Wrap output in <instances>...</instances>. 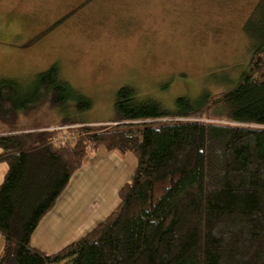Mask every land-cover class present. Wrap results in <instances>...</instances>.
Masks as SVG:
<instances>
[{
	"label": "trees",
	"instance_id": "16d2710c",
	"mask_svg": "<svg viewBox=\"0 0 264 264\" xmlns=\"http://www.w3.org/2000/svg\"><path fill=\"white\" fill-rule=\"evenodd\" d=\"M243 32L253 43L250 70L225 92L180 97L168 110L124 87L116 120L103 122L117 125L92 123L59 141L65 133L51 128L87 125L66 116L58 126L0 136V164L8 166L0 185V264H264V0ZM25 87L0 82V122L13 132L20 112L47 102L63 109L72 102L79 114L93 106L62 79L58 63ZM210 113L218 120H192ZM102 148L138 163L118 206L53 254L33 246L41 221Z\"/></svg>",
	"mask_w": 264,
	"mask_h": 264
},
{
	"label": "rangeland",
	"instance_id": "374dc122",
	"mask_svg": "<svg viewBox=\"0 0 264 264\" xmlns=\"http://www.w3.org/2000/svg\"><path fill=\"white\" fill-rule=\"evenodd\" d=\"M258 3L259 0H0V82L16 80L24 91L34 76L58 63L62 79L93 101L91 110L80 114L72 102L64 109L52 108L47 102L31 113L20 112L14 132L0 122V136L58 126L66 116L82 119L89 126L113 122L116 95L124 87L136 90L139 100L160 102L168 110L180 97L197 99L203 91L216 94L233 88L250 70L253 43L243 28ZM216 117L210 113L193 120L215 121ZM100 150L104 151H97L98 158L103 153ZM121 160L117 171L120 188L138 164L133 155ZM97 169L94 166L89 172L75 174L68 186L80 194L85 190L91 193L86 198L82 195L68 209L87 204L92 211L105 205L96 214L94 226L120 202L116 196L119 190L112 206L109 197L103 203L98 200L106 190L101 193L103 184H98ZM7 171L8 166L0 164V185ZM72 190L62 194L53 218H60L63 206L72 202ZM75 214L65 213L64 221L74 224L71 218ZM88 232L80 230L73 242ZM53 238L57 239L58 234L52 233ZM44 244L49 254L53 252L51 245ZM1 246L0 238V251Z\"/></svg>",
	"mask_w": 264,
	"mask_h": 264
},
{
	"label": "crops",
	"instance_id": "0c3cea01",
	"mask_svg": "<svg viewBox=\"0 0 264 264\" xmlns=\"http://www.w3.org/2000/svg\"><path fill=\"white\" fill-rule=\"evenodd\" d=\"M100 151L103 152L102 154H104V156H102V154H101V157L98 158L100 156V154H96L97 151H95V154H93L94 153L93 152L90 155V157L88 158V160L84 163L85 166L83 167V169L77 173L80 174V173H86V171L89 172L91 169H93L94 166L96 168H98L97 169V172H98L97 176L98 177L96 179L99 182L98 184H103V186H101L102 187L101 193L103 194L104 189L106 190V194L105 195L103 194V196L101 198H99L98 200H101V202L103 203L104 200L109 197V198H111V204L110 205L112 206L113 202H115L114 194H116L117 190H120L119 189L120 187H118V186H119V184H121V183H117V182H121L120 181L121 177H119L117 175V171H118V168H121V167H119L122 165L121 159H125L127 157H122L118 153H109L105 149H104L105 153L103 150H100ZM95 155H96V158L94 160L93 157ZM116 155H118V156H116ZM110 156H112V157H110ZM104 158L106 160L103 164H101V162L103 161ZM115 161H116V163H115ZM121 173H122V171H121ZM83 176H84V174H83ZM104 183L106 184V186L104 185ZM88 185L90 188L91 182ZM88 185H87V187H88ZM68 189L72 190L71 188L67 187L66 190H68ZM114 189H115V191H114ZM88 194H91V193H88L85 190L83 194H80L79 191H77L76 189L73 188L72 197H71L72 202L63 206L62 209L64 211L62 212V215L60 216V218H58V217L53 218V215L59 209L58 208L59 206H57V205H58L60 199L62 198V196H61L58 199L59 200L58 203L53 208L54 210L52 209L51 213H49L41 221V226L38 229V231L35 233V235L32 239V245L41 249V250L43 249L47 252L48 250H46V249H49V248L44 247V245H45L44 243L46 242V245H51L50 249H52L53 252H51L50 254H53V253L61 250L63 247H65V245H68V243H72L74 241V239L76 238L75 237L76 234H80V230L82 233L83 232L86 233L87 231H90L91 229L95 228L96 226H94V225L96 222H94L93 220L96 217L97 213H99L101 210H104L103 207H105V205H103L100 208H97L98 210H92V211H89L87 209V204H85V206L82 204V206H80V207H73V209H68V207L71 204H73V202L80 201L79 199L82 198V195L83 196L85 195V198H86V197H88ZM116 196H117V194H116ZM109 201H110V199H109ZM109 201H107V202H109ZM74 211L76 212V214L73 218H71V219H73L72 221H74V224H69L68 222H65L63 219L65 216L64 214L65 213H67V214L72 213L73 214ZM52 233H57L58 238L52 239ZM62 236H64V237L62 238ZM47 241H50V242H47Z\"/></svg>",
	"mask_w": 264,
	"mask_h": 264
},
{
	"label": "built area",
	"instance_id": "2783aa9c",
	"mask_svg": "<svg viewBox=\"0 0 264 264\" xmlns=\"http://www.w3.org/2000/svg\"><path fill=\"white\" fill-rule=\"evenodd\" d=\"M181 120H179V119H162V120H159V121H161V122H170V121H181ZM104 125H106V126H114V125H117V124L116 123H114V124L106 123V124H103V125H96L95 124V126H97V127H103ZM91 126L92 125L89 126V125H85V124H81V125L70 124V125H66V126H59L57 128H51V130H56V131H62V132H64L65 134L62 137L59 138V141H67V140H70L69 137H68V135H70L69 134V131L70 130L79 129L81 127H91ZM248 126L249 127H254L253 125H248ZM248 126L246 125V127H248ZM254 128H256V127H254Z\"/></svg>",
	"mask_w": 264,
	"mask_h": 264
}]
</instances>
